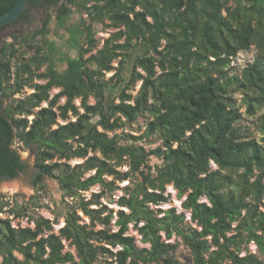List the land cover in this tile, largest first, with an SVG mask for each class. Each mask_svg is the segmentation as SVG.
I'll list each match as a JSON object with an SVG mask.
<instances>
[{
    "label": "trees",
    "instance_id": "trees-1",
    "mask_svg": "<svg viewBox=\"0 0 264 264\" xmlns=\"http://www.w3.org/2000/svg\"><path fill=\"white\" fill-rule=\"evenodd\" d=\"M17 1L0 0V15ZM33 9L41 26L0 42V180L26 169L13 143L33 149L36 192L56 182L64 224L31 215L37 196L0 194V264H264V0H29L11 24ZM96 25L116 30L101 46ZM52 26L75 56L55 59ZM140 118L141 135L124 132ZM168 186L181 211L160 208Z\"/></svg>",
    "mask_w": 264,
    "mask_h": 264
},
{
    "label": "rangeland",
    "instance_id": "rangeland-1",
    "mask_svg": "<svg viewBox=\"0 0 264 264\" xmlns=\"http://www.w3.org/2000/svg\"><path fill=\"white\" fill-rule=\"evenodd\" d=\"M233 2L230 1L229 5H232ZM29 19L26 21H19L16 24H11L7 26L0 34V42L7 41L11 42V39H8L11 35H20V34H27L29 32L34 31L35 29L39 28L43 21L46 18V15L41 10H31L29 13ZM78 18V17H76ZM96 31V38L99 40L101 46L102 41L109 37L111 33L115 32L116 30H113L112 28H106L102 25H96L95 26ZM49 40H54L56 43L57 53L54 54V57L57 61H61V55L69 54L72 57L75 56L74 50L71 48L69 40L67 36L64 35L63 32L58 30L56 32L55 28L52 26L51 36L48 38ZM256 50L255 48H251L250 50L242 51L240 52L235 59L231 62V67L233 68L232 72L239 74L240 70L249 62H252L256 57ZM131 63H128V69L130 68ZM114 66H117L115 63ZM127 71V70H126ZM113 73L106 74V78H109L112 76ZM140 85V82L137 83L135 88H133L131 91H127L128 93L135 94L138 90ZM32 92L30 89H23L21 93L16 94L13 98H21L29 95ZM57 90H54L53 93H56ZM109 99L115 100V102H118L117 95L115 92H113L111 95L108 96ZM238 100V104H240L239 96H236ZM45 106V104H43ZM240 112L243 113V120L241 122V126L244 127V130L246 131L248 136L251 137H259L257 132V125L256 120L254 117H247L245 114V108L240 107ZM61 122V121H60ZM146 124V118H140L138 121L132 125V127L125 128V133L131 134L133 136H139L143 133L145 129ZM118 133H122V130L118 131ZM146 150H152L160 145V142L157 140L156 137H152L150 140H143L142 143ZM12 149L16 151L22 162L25 164L26 169L18 175V177L11 179V180H0V187L6 185V184H15L17 185V189L14 191L10 190H0V194L6 196V200H9L11 202L17 201L18 203H24L30 201L32 196H37L38 198V204L39 206L36 207L34 210H31V215L34 217L40 216L46 219H50L51 221L57 220V224L54 225L55 229L57 230L59 227H61L64 224L63 219V204H62V194L58 189V186L56 182L53 180L46 178L44 180V188L43 190L39 191L37 194L36 187L33 184L34 181V152L33 149L24 147L21 143H13ZM97 155H99L97 153ZM78 160H72L70 163L71 165H74L78 163ZM149 164L151 166L159 165L160 161H158L155 157H150ZM213 168L214 165H212ZM123 171L127 170V167L124 166L122 168ZM127 184V182L119 184V187H123ZM91 192H99V187L94 186L88 193H86V196H89ZM122 193L121 190L116 191L113 198L116 200L117 196ZM167 193H170L171 197L168 201V203L163 204L160 208L167 209L170 207H176L177 210L181 211L180 203L181 200L177 199L176 197V191L172 188V186L167 187ZM70 201V199H68ZM110 208L117 209V206L114 204L108 205ZM0 217L5 219L8 217L7 214H0ZM20 223L22 226H28L26 223V220H17L14 219L12 221V224L16 227ZM29 226L33 227L34 224L31 223ZM132 235L136 237V239H139V236L134 232L130 231ZM138 246H142L140 242H137ZM250 245V244H249ZM250 245L249 248L252 253L257 254L256 247L251 248ZM177 256L181 259L187 258L189 256V251L182 245L178 248ZM261 258L263 256H260ZM1 259V258H0Z\"/></svg>",
    "mask_w": 264,
    "mask_h": 264
},
{
    "label": "water",
    "instance_id": "water-1",
    "mask_svg": "<svg viewBox=\"0 0 264 264\" xmlns=\"http://www.w3.org/2000/svg\"><path fill=\"white\" fill-rule=\"evenodd\" d=\"M29 0H18L16 4L6 13L0 15V27L11 24L25 10Z\"/></svg>",
    "mask_w": 264,
    "mask_h": 264
},
{
    "label": "bare ground",
    "instance_id": "bare-ground-1",
    "mask_svg": "<svg viewBox=\"0 0 264 264\" xmlns=\"http://www.w3.org/2000/svg\"><path fill=\"white\" fill-rule=\"evenodd\" d=\"M16 189H17V185H15L13 183L12 184H6V185L0 187V190H10V191H14Z\"/></svg>",
    "mask_w": 264,
    "mask_h": 264
},
{
    "label": "flooded vegetation",
    "instance_id": "flooded-vegetation-1",
    "mask_svg": "<svg viewBox=\"0 0 264 264\" xmlns=\"http://www.w3.org/2000/svg\"><path fill=\"white\" fill-rule=\"evenodd\" d=\"M33 10H39V9H33ZM22 14H23V13H22ZM20 16H21V15H20ZM28 19H29V15H28ZM20 20H21V21H26V22H27V19H26V20H24V19H23V20L20 19ZM9 25H10V24H9ZM9 25H8V26H9Z\"/></svg>",
    "mask_w": 264,
    "mask_h": 264
},
{
    "label": "built area",
    "instance_id": "built-area-1",
    "mask_svg": "<svg viewBox=\"0 0 264 264\" xmlns=\"http://www.w3.org/2000/svg\"><path fill=\"white\" fill-rule=\"evenodd\" d=\"M250 245L252 246L251 248H255V247H256L255 244H254L253 242H251ZM250 245H249V246H250Z\"/></svg>",
    "mask_w": 264,
    "mask_h": 264
}]
</instances>
